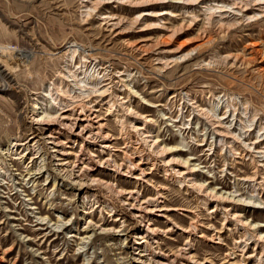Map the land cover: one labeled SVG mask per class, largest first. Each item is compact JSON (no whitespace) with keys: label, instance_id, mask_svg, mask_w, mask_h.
Masks as SVG:
<instances>
[{"label":"rangeland","instance_id":"rangeland-1","mask_svg":"<svg viewBox=\"0 0 264 264\" xmlns=\"http://www.w3.org/2000/svg\"><path fill=\"white\" fill-rule=\"evenodd\" d=\"M80 2L0 0V264H134L121 238L99 236L85 247L81 245V239L87 236L82 231L83 223L89 220L106 229L118 227L119 222L112 224L118 218L133 226V220L121 212L117 217H108L116 201L107 197L106 191L100 190L95 199L79 198L76 191L58 187L52 177L30 179V173L36 171L30 160L16 162L5 155L15 138L31 137L30 110L57 113L64 100L83 98L86 90L103 86L111 74L124 75L129 86L124 97L130 95L131 109L151 118L153 137L161 146L179 150L167 155L168 159H194L192 163L201 169L199 183L210 182V188L255 202L264 200V196H259L263 194L259 184L245 181L254 170L250 160L233 157L228 148L231 145L235 150L239 147L236 140L248 139H258L260 147H264V18L243 21L229 34L212 37L211 44L202 48V26L188 27L185 11L176 10L181 17L168 20V28L180 30L175 36L154 28L156 21L149 18L145 31L126 26V33L114 38L102 32L96 17L84 14ZM115 6L118 7L112 4L107 8L121 12L129 21L138 15L132 7L119 10ZM167 6L170 5H158L151 10L157 12ZM192 14L202 15L200 9ZM155 44L162 45L161 54L154 51ZM137 45L144 47L136 51ZM227 56L241 58L244 63L237 67H231L232 63L215 65L220 57ZM158 59L175 63L164 68L157 64ZM197 106L210 118L231 115L229 126L232 119L240 118L241 124L233 126L237 139L223 140L214 134L207 120L197 117ZM115 115L106 121L110 133L119 138L121 127L115 120L126 119ZM248 129L252 131L245 135ZM118 142L122 148L123 141ZM117 156L122 159L120 153ZM151 167L149 164L145 168L151 172ZM94 177L115 183L123 190L138 186L135 181L114 174L106 176L100 172ZM149 180L155 186L168 188L167 205L191 208L206 226L223 228L224 217L208 214L213 205H203L201 197L172 178L157 169L150 173ZM262 180L264 175L259 182ZM142 187L152 190L147 184L140 185V190ZM148 196L144 191L143 197ZM107 202L112 207L102 206ZM235 211L245 215L244 221L261 225L259 233H264V209L239 205ZM86 212L91 213L85 215ZM172 217L181 226L190 223L180 214L174 213ZM228 226L226 223L225 227ZM167 237L172 239L163 236L160 240L165 251L177 249L186 241L181 233ZM237 238L235 230L232 238L230 232H225L221 244L195 236L194 253L200 258L212 256L221 264ZM237 261H241V256Z\"/></svg>","mask_w":264,"mask_h":264},{"label":"bare ground","instance_id":"bare-ground-1","mask_svg":"<svg viewBox=\"0 0 264 264\" xmlns=\"http://www.w3.org/2000/svg\"><path fill=\"white\" fill-rule=\"evenodd\" d=\"M80 4L84 14L91 18L96 17L102 24V32L114 38L124 35L126 26L140 32L145 31L148 27L145 22L149 18L156 21L155 27L153 24L152 27L175 36L180 30L168 28V20L181 17L176 14V10L185 11L188 27H196L199 24L202 26V48L211 44L212 37L229 34L230 31L242 25L243 21H258L264 18V0H149L145 2L82 0ZM112 4L117 5L118 7L114 8L119 10L124 6L132 7L133 10H137L138 15L129 21L120 15L121 12H110L107 7ZM158 5L170 6L157 12L151 10ZM140 8H144L143 11L139 12ZM198 9L201 10L202 15H193L192 12ZM184 23L183 25H186V22ZM139 46H136V51H141L144 47ZM161 47V44H155L154 51L161 54ZM146 51L147 48L142 52ZM172 62L175 63L174 60H157V64L164 68ZM216 63L227 66L232 63L231 67H237L243 65L244 61L241 58L227 56L220 57L215 65ZM128 88L123 74H111L104 80L103 86L92 91L86 90L87 93L84 96L80 94L83 98L64 100L62 108L57 113L50 114L45 111L36 113L30 110L28 116L32 130L31 137L15 138L11 149H7L5 155L16 162L30 160L31 168L36 169L35 172L30 173V179L46 176L49 180L52 177L58 187L76 191L79 198L95 199V196H99L100 190L106 191L107 197L116 201L108 217H117L121 212L133 220L132 227H129L125 220L121 222L119 218L112 220L113 225L118 224L117 222L120 225L110 229L97 225L94 220L84 222L82 231L87 236L81 239L83 247L99 236H115L123 239L124 246L130 251V260L134 264H218L212 256L200 258L196 255L192 239L198 236L212 243L221 244L223 234L228 231L232 238V230H235L238 238L233 247H228L221 264H251L253 262L264 264V233H259L262 226L244 221L245 215H239L235 211V207L239 205L242 208L264 209V200L255 202L252 199L241 198L236 193H226L210 188V182L199 183L197 180L201 169L192 163L194 159L188 158L185 161L168 159L167 155L179 150L166 149L161 146L157 138L153 137L151 118L131 109L130 95L124 97ZM194 111L198 118L206 119L207 122H205L209 128L223 140L237 139L233 126L237 122L241 124L240 118L232 119V125L229 126L228 119L231 115L227 116V113L221 117L210 118L199 106L195 107ZM115 114H120L126 119V122L117 118L115 120L121 127L119 138H115L110 133L106 121L108 117L116 116ZM251 131L252 129H248L245 135ZM119 140L123 141L122 148L116 143ZM236 143L239 147L235 150L228 145L233 152V157L248 158L254 169L252 175L246 177L245 181L258 183L263 193L259 196H264V180L259 182L264 175V147H260L261 141L248 139L236 140ZM75 148L79 151L76 152ZM117 153L122 155L121 160ZM149 164L152 165L151 172L158 169L169 179L172 178L176 183L184 186L188 192L201 197L203 205L208 207L213 205V210L208 214L218 213L224 217L226 222L223 223V228L216 230L212 225L206 226L191 208L167 205L168 188L163 185L155 186L149 180L151 172L145 168ZM100 172L106 176L114 174L119 178L131 179L138 186L135 189H120L115 183L101 181L94 177ZM143 184L151 186L152 190L144 187L140 190L139 187ZM144 191L149 193L147 198L143 197ZM102 206L112 207L108 202ZM90 213L86 212L85 215ZM174 213L189 219V225L184 227L176 223L172 217ZM161 222L166 229L161 227ZM233 222L234 227H232ZM226 223L229 224L228 227H225ZM210 232L211 235H209ZM174 233H181L186 241L177 249L163 250L160 245L161 237L165 236L171 240L172 238L167 235L172 236ZM239 256L241 261H237Z\"/></svg>","mask_w":264,"mask_h":264}]
</instances>
